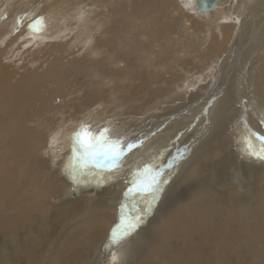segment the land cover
<instances>
[{"label": "bare ground", "instance_id": "6f19581e", "mask_svg": "<svg viewBox=\"0 0 264 264\" xmlns=\"http://www.w3.org/2000/svg\"><path fill=\"white\" fill-rule=\"evenodd\" d=\"M75 1L80 2V0ZM122 1L82 0L80 5L90 11L89 15L83 17L85 26L82 33V29L79 30L76 24H72L69 20L73 18V15L69 13L71 5L69 1L62 0L49 9L39 11L38 16L42 20L50 13L67 14V17L61 18V20L64 18L65 22H61L59 31L55 37L53 36L55 40H49L53 42L52 47L45 44L41 52H45L44 56L47 58L53 57L55 61H63L64 46L65 44L67 46L66 40L73 28L76 32L75 40L83 37L93 47L92 40L88 36V27L94 23L91 16L98 20L101 19L100 17L105 18L101 3L106 7L107 16H113V13L119 16L122 11L121 7L117 9V6ZM126 1L130 5L129 10H132V1ZM152 1L153 11L157 15L152 17V21L157 26L153 27L151 24L145 30L144 25L147 21L142 15L132 21H129L127 17L128 23L125 26L130 24L128 29L122 25L119 29L124 36L120 47L124 44L128 46L129 41H134V33L139 37L153 38L152 41L157 42V37L153 34L158 27L169 25L165 40L156 46V51H153L151 45L148 46L149 49L145 46L137 47L139 51L136 52L139 56L135 61L122 50L119 51L116 59L130 64L127 69L129 75H138L137 69L142 70L143 75H149L154 80L151 85L141 82L139 88L136 83L129 91L130 85L125 87L122 81L125 71L107 75L108 66L104 64V73L99 70L100 73H92L89 80L84 79L85 82L80 80L76 91H54L48 94L46 89L52 86H59L61 89L62 83L68 84L71 88L73 84L71 77L65 78L62 82L53 83L54 79L63 78L51 77L50 75L53 74L49 73L31 75L38 77L34 78L33 82L44 85L45 90L22 89L24 94L15 97L16 103L1 110V116L10 118L13 112L16 118L26 120L31 116L28 111L29 104L36 99L41 111L40 116L46 117L45 112L51 111L52 107L60 110L56 112L60 115L68 114L70 110L75 111L76 114L82 112L76 118L79 124L75 133L82 125L98 124V122L102 125L100 129L103 127L108 129L106 135L109 138L114 135L113 132L122 130L124 136L119 139L116 137V139L121 141L123 146L133 139L140 138V134L136 131L132 137L130 133H127L126 126L123 128L127 119L120 115L111 116V110L106 108L110 105L109 101L117 100L125 107L132 106L129 104L131 99L135 100L134 102L144 101V104H151L150 111H154L152 107L155 104L154 108L159 107L160 112H149V116L153 118L164 116L170 120L185 117L186 115L183 114L189 110L188 106L206 103L209 110L204 112V115L201 114L206 118L203 125L204 131L198 135L199 129L192 130L187 137H182V133L189 127L193 118L188 122L187 119L183 121L179 119L176 120L180 121L176 125V121L172 122L171 126L175 125V131L169 135L178 131L172 140L167 139L163 143L161 140L164 137L157 134L154 139L148 137V143L152 140L156 143H153L152 149L146 152H141L140 144L130 151H125L126 147L121 148L126 155L123 157L122 165L114 171L102 169L99 165L93 167L94 161L88 164L89 158H82L80 153L74 155L72 152L69 155L71 158L68 161L64 160L62 166L57 167L58 163L61 164L58 162L55 168H52L49 166L51 164L47 163L50 177L45 178L43 169L46 161L42 159L43 157L37 158L36 155H32L33 153L27 152L28 155L11 160L8 165L11 168L5 167L2 157L8 154L11 159L15 153H23L24 144L9 146L6 140L7 126H0V132H2L0 134V169L4 168L7 171L5 174L0 173V264H39L41 259H43L42 264L67 262L73 264L75 260L78 262L85 260L87 264H171L170 253L186 257L191 264H228L226 253L229 249L238 254L240 260L237 264H247L251 255H253L252 264H259L257 261L259 251H262L260 243L264 241L258 236L263 234H258L257 226L251 221L252 209L243 202L250 199L248 197L257 191L264 192V159L258 158L264 154V86L255 76L260 73L259 77L264 79V0H219L213 10L205 13L195 11V0H186L185 4L182 2L184 0H180L181 2L178 0L181 5L178 3L176 5V0ZM113 2L117 3L118 12ZM40 3L39 0H35L32 7L29 6L30 8L24 10L20 16L24 23L29 20L27 13L38 11L36 9L41 7ZM97 12L100 13L97 14ZM173 18L180 22L182 32L178 25L176 32L173 33V25L176 22L169 23L170 20H167ZM201 23L204 24L201 25ZM96 25L99 26L97 21ZM43 38L38 37L39 40L35 43H45L49 39L44 36ZM175 39L177 47L174 49ZM204 42L208 45L213 44L205 46ZM166 43L172 49L167 53L169 57L162 53L167 52ZM75 44L81 45L82 42L78 41ZM107 45L114 48L113 42H107ZM181 45L183 48L180 47ZM73 49L70 47V50ZM174 51L178 59L170 58ZM149 60L152 66L149 65ZM68 62L63 63L64 72H69L71 69ZM77 64L80 63H74V65ZM159 67L169 68L174 74L164 72L163 75L167 74V80L164 76L160 77V80L155 79L154 75H159L155 70ZM200 67L204 68L202 71L208 77L202 73L197 74L200 76L196 75L195 78L193 76L187 78L190 76L189 72L195 70L193 74H196ZM85 70L87 67L83 66L79 71ZM181 71L184 74L186 72L187 75L182 74ZM79 76H82L81 79L84 78L83 75ZM3 79L5 78H1L0 81ZM130 80L133 82V77ZM138 80L142 81L143 78L139 77ZM149 86L151 88L147 91ZM34 89L39 93L36 97L33 95ZM172 89L179 92L177 102L183 101L181 107L178 103L176 106L172 105L169 101L172 99L170 96L160 101L156 99L161 98L165 92L171 93ZM200 89H204V92ZM143 93L147 95L146 98L141 99L137 96ZM7 94L12 95L9 92V83H0V104L3 103V98H6ZM73 94H77L80 101L70 98ZM88 96L91 98L85 101V97ZM124 98L128 104L121 100ZM212 98L215 100L207 104V101ZM87 101L92 104H87ZM153 101H155L154 104ZM143 103L140 106H143ZM183 107L186 109H182ZM89 108L97 111L87 113ZM103 108L108 111L106 114L103 113ZM171 115L179 116L171 118ZM98 118H100L99 121ZM33 119L34 115L29 117V120ZM148 123L151 122H145L146 125ZM62 136L64 137L62 141L67 143L72 139L65 134ZM111 138L113 141V137ZM192 141L202 143L197 151L192 152ZM72 143L73 140L69 144L72 145ZM133 150L135 151L132 152ZM134 155L135 162H133ZM129 158L132 159L128 161ZM61 159L62 157L58 158V160ZM59 167L60 173L55 178H51L58 172ZM145 168L149 171L145 172ZM56 169L57 171L53 172ZM14 173H19L21 176L17 182L9 178L8 174ZM120 174L122 176L114 179ZM91 178L102 179L101 181L108 179L113 182H105L102 185L104 188L96 189L89 185ZM172 179L173 183L168 191L158 201L157 211L146 221L135 222L141 208L150 205L158 195L164 194L163 189ZM153 181H156L155 186L161 189L158 193L148 187ZM128 184L130 186L127 188ZM126 188L132 193L125 194L120 199L126 197L122 203L131 202V206L128 211H120L117 217L112 218L109 214L113 209L106 208L104 201L111 199V205H116L117 200H120L117 196H120ZM231 192H234L235 198L228 197ZM176 194L180 196L178 200H173L172 195ZM220 207L222 208L218 215H208V212ZM225 210L226 214L223 213ZM260 215L261 213L258 217H261ZM228 217L237 222H228ZM132 223H136L137 227L126 239L115 244L119 247H115V252L111 253L112 232L119 231ZM51 228L53 234L50 238L48 231ZM211 238H214V241ZM175 242H178V246ZM180 242L186 249L182 248ZM257 249L259 251H256ZM208 252L215 253L218 257L207 258L201 262L196 260L203 258Z\"/></svg>", "mask_w": 264, "mask_h": 264}, {"label": "rangeland", "instance_id": "374dc122", "mask_svg": "<svg viewBox=\"0 0 264 264\" xmlns=\"http://www.w3.org/2000/svg\"><path fill=\"white\" fill-rule=\"evenodd\" d=\"M59 1H62V0H46V2H45V0H41V1L39 0V2H41L40 3L41 7L36 9L38 11L34 10V12L27 13V17L29 20L24 23L22 21V19L20 18V16H22V13L24 12L25 9L30 8L35 4V0H0V80H1V78H5L2 81H0V83H2V84L9 83V92L12 93V95L7 94L6 98H3V103L0 104V126H2V127L7 126L8 132H6V140H7V143L9 146L15 147V146H21L22 144H24L23 153H20V152L15 153L11 159H10V157H8V154H5L6 158L5 157H2V158H3V161L5 162V167L11 168L10 166L8 167L9 162H11V160L17 159L21 156L28 155L27 152L29 154L33 153L32 155H36L37 158L43 157L42 159H45L44 161H46L45 162L46 166L43 169L45 178L47 176H49V172L47 171V166L49 164H51L49 166H51L52 168H55V166L57 165L58 162H60L61 164L59 165V163H58L57 167L62 166L65 161H68L71 158V157H69V155L72 154V150H70L72 145H70L69 143H71V141L73 140V133H75V130L78 128L77 126L79 123L76 121V118L79 114H82V112H80L79 114H76L75 111L73 112L72 110H70V111H68V114L65 113V114L60 115L59 113H56L57 111H60V110L56 109L55 107H52L51 111L45 112L48 116L47 115H46V117H44L45 115L40 116L41 111H40V108H38L39 104L36 103V99L29 104V108H28V111L30 112L31 116L34 115L33 120H29V117H31V116H29L26 120H22L21 118H16L15 113H13V112H11L10 118L9 117H3V116H1V110L6 109L8 105L16 103L14 101L15 97H17L18 95L24 94V93H22V89L27 90L29 88L32 90L33 88H35V89H38L40 91L45 90V89H43L44 85H37L33 82V79L38 78V77H34L31 75H43L45 73H49V74H53V75H50L51 77L63 78V79H59V80L54 79L52 81L53 83L54 82H62L65 78L71 77L70 80L73 83V84H71V88L73 87L72 89L70 88V86L68 84L62 83L64 88L62 87V85H61V89L59 86H52V87H49L48 89H46L47 90L46 92L47 93L48 92L51 93L54 91L66 92L67 90H68V92H73V91H76L79 83L81 82L80 80H82V82L89 80L91 78L90 75L94 72L100 73L99 70L102 73H104L103 68H105V66H104V64H105L106 66H108L107 75H113L115 72H118V71H123V70L125 71L124 72L125 76L122 78V81H123L125 87H127V85H130L128 87L129 91L133 88V86L136 83H138V87H139V83H141V82H145L147 85H151L154 80L152 78H150L149 75H143L142 70L139 71L138 69H137L138 75H136V74L135 75H129L127 69L130 66V64L128 62H125V61H117L116 59H117V56L119 55L120 50L129 54L134 61L139 56V53L136 52L138 50L137 47L142 48L143 46H145L147 49H149L148 46L151 45L153 51H156V46L161 41L165 40V37L167 36L166 33L168 32V30L170 28L169 25H164L163 27H158V30L153 34L154 36L157 37V42H153L152 41L153 38L139 37L138 34L134 33L135 34V40L129 41L128 46L126 44H124L123 47H120V44L122 42V38L124 41V36H123L122 30L119 31V29L122 28L121 25L124 28L126 27L125 25L128 23V20L126 19L127 17H129V21H132V20L138 19L140 17V15H142L144 17V20L147 21V23H145V25H144L145 30H147V27L149 25L153 24L152 17L157 16L153 11L154 10L152 7L153 1L152 0H146V1L145 0H131L132 1V6H131L132 10H129L130 5L128 4V2L126 0H123L122 3L117 6V9H119L121 7V11H122V13L119 14V16H118V14H115V13L112 14L113 16H107L106 11H105L106 7L102 6V3H101V8L103 10V14H104L105 18L100 17L101 19L98 20L92 15L91 17L94 19V23L90 24L88 27V36L92 40L93 47L91 46L90 42L87 43L83 39V37L75 40L74 34L76 32L73 31L74 30V28H73L71 30V32L68 34V38L66 40V42L68 44H67V46H66V44L64 46L65 53L63 54V57H62V58H64L63 61H58V60L55 61V60H53V57L47 58L46 56H44L45 52H41V50L44 49L45 44H47L48 46L51 45V47H52L53 42H49V40L54 39L53 36L55 37L56 33L59 31L61 22H65L64 18L62 20H61V18L67 17V14H63V13L58 12V15L56 14L57 15L56 16L54 13L53 14L50 13V15L49 14L47 15V18L43 16L44 17L43 20L40 19L38 15H39V11L44 10V9H49V8L55 6ZM67 1H69V3H71L70 8H69V13L73 15L72 16L73 18H69V20L72 24L75 23L76 27H78L79 30L82 29L81 30V33H82L83 28L85 26V22L83 20V17L85 15H89L90 11L85 10L81 6L82 0H80L79 3H78V1H75V0H67ZM181 1L179 0V2H181ZM185 1L186 0H184L182 2L185 4ZM179 2H178V0H176L175 4L177 5V3L179 4ZM50 4H52V5L50 6ZM113 4L115 5V9H116L117 3L115 4L113 2ZM46 5L49 7H47ZM179 5H181V4H179ZM13 11H15V12L13 13ZM52 11H54V10H52ZM182 11L184 12L183 9H182ZM117 12H118V10H117ZM99 13L100 12H97V14H99ZM92 14H94V13L92 12ZM59 15H61V17ZM15 17H16V19H15ZM160 17H161V15H160ZM53 18H54V20H53ZM176 18H178V17H176ZM167 20H170L169 23L176 22L173 25V27H174L173 33L176 32L178 25H179V29L181 28L180 22H178L177 19L173 18V19H167ZM96 21L99 23L98 27L96 25ZM162 21L163 20H161V22ZM23 23H24V25H23ZM202 24H204V23H201V25ZM33 25H35V27H33ZM128 26L125 29H128ZM155 26H157L156 23L153 24V27H155ZM37 29H39V30H37ZM180 32H182L181 29H180ZM173 33H171V34H173ZM28 36H30V38ZM43 36L46 39L47 38H49V39H47V41L45 43L44 42H41L40 44L35 43L36 41L38 42V40H39V39H37L38 37L43 38ZM62 40H63V38H62ZM78 41H81L82 44L81 45L75 44V42H78ZM107 42H113L114 48H112L111 46H108ZM203 44L205 46H211L213 43L208 45L204 42ZM166 46H168L167 52L164 51L162 53L166 54V56L169 57L167 53L170 52L172 49L170 48V46L167 43H166ZM70 47L74 48V49L70 50ZM176 47H177V40L175 39L174 49ZM180 47L183 48L182 45ZM147 49H146V51H147ZM47 51H48V49H47ZM173 57L178 59L175 51L170 56V58H173ZM182 57H183V54H182ZM67 60L70 62H68ZM48 62H49V65H48ZM66 62H68V64H69L68 66H71V69L69 72H64L65 67H63V63L66 64ZM75 62L80 63V64L74 65ZM149 65H151V66L153 65L152 62H150V60H149ZM83 66H86L87 70L79 71L82 69ZM202 69L204 71V68H202V67H200V69L198 68V72L196 74H193L195 70L193 72H189L188 75H190V76H187V78L189 79L192 76H193V78H195V76L197 74L201 75L203 73ZM200 70H201V72H200ZM155 71L159 75H157V76L154 75V78L158 79V80H160V77H163V76L166 80L168 79V78H166L167 74L163 75L164 72H169L170 75L174 74V73H171L169 68L162 69V67H159ZM222 72H226V71H222ZM181 73H182V71H181ZM182 74H184V72ZM259 74L255 75L258 77L257 81L262 86H264V79L262 77H259ZM78 75H83L84 78L81 79L82 76L78 77ZM184 75H187V73L185 72ZM200 75H197V76H200ZM202 75L206 76V74H204V73ZM85 76L88 78H86ZM89 76H90V78H89ZM131 77H133V82H132V80H130ZM139 77H142L143 80L139 81L138 80ZM206 77H208V76H206ZM84 79H86V80H84ZM193 80L194 79H192V81ZM131 82H132V84H130ZM188 83H189V81H188ZM188 83H187V86H188ZM76 84H77V86H76ZM240 85L243 86V84H241V83H240ZM75 86H76V88H75ZM152 87H154V86H152ZM168 87L170 88L169 84H168ZM150 88H151V86H149L147 88V91ZM156 88H157V86H156ZM35 89H34V94H33L34 97L38 96V94H39V93H37L38 91ZM200 90L202 92H204V89H200ZM170 92L171 93L165 92L161 98L157 97L156 99H158L160 101L161 99H165L166 96H170V98H172L169 100L170 102H172L171 104L176 106V103H178V104H180V107H181L183 101L177 102L179 100V98L177 97L179 92L177 90L174 91L173 89ZM50 93H48V94H50ZM76 95L73 94L70 96V98H73L74 101H80V97L76 96ZM137 96L141 99L142 98L144 99L147 97V95L144 93L137 95ZM67 98L69 99V96ZM90 98L91 97L88 96V97H85L84 100L86 101ZM174 99H175V104H174ZM115 100H116V98H115ZM121 100L124 103L128 104L126 101V98L121 99ZM214 100H215L214 98L209 99L207 101V104H210L211 101H214ZM134 101L135 100L131 99V101H130L131 103H129V104H132V106H130V107L123 106L117 100H116V102L115 101L114 102L109 101L110 105H108L106 108L111 110V113H110L111 116L114 117L115 115L116 116L120 115L123 118L127 119L123 128L126 126L127 133H130L132 135V137L135 135V132L138 131V133L140 134V138L133 139V141H131V142L129 141L130 142L129 144L135 145L133 148H136L137 145L140 144L141 145V152H146L149 149L151 150L153 143H156L154 140H152L148 143L147 142L148 137L154 139L155 136L157 134H159V135L164 137L161 140L163 143H165V141L167 139L172 140L173 137L176 136L174 134H176L178 131H176L172 135H169V134L172 131L174 132L175 131V129H174L175 125L178 124V122L183 121L184 119H187V122H188L189 120H192V118H193V121L189 124V127H187L184 130V132L181 135L182 137H187L189 134H191L192 130L198 131V129H199L200 132L198 133V135L204 131L203 125H204V121L206 118L202 117L201 114L204 115L206 113V111L209 110V106H206V103L196 104V105H193L192 107L188 106L189 110L184 112V114H183V115H186L185 117L182 116V117L176 118L179 115H177V116L174 115V117H172L173 115H171L170 116L171 118H176V119L170 120V118L169 119L164 118V116H158L155 118H153L152 116H149L150 113H152V112L153 113H155V112L159 113L160 112L159 107L158 108L156 107L157 109L154 108L155 101L152 102L154 104L152 107L154 109V111H150L151 104H146V103L144 104L143 103L144 101H137V102H134ZM64 102H66V101H64ZM141 102L144 104L143 106H140L142 104ZM86 103L92 104V102H90V101H87ZM182 109H186V107H183ZM9 111H11V109ZM92 111H97V110H93L92 108L87 109V113L92 112ZM65 112H67V110H65ZM107 112L108 111L103 108V113L106 114ZM9 114H10V112H9ZM127 116H128V118H127ZM104 118L107 119L106 116H104ZM179 119H180V121H176ZM99 120H100V118H98V121ZM146 121H150L151 123H148L146 125L145 124ZM152 121H154V122H152ZM174 121H176L175 125L171 126L173 124L172 122H174ZM86 126L88 127L89 131L93 134L97 133V132L101 133L102 130L106 129V127H103L102 129H100L102 125L99 122H98V124L89 123V124H86ZM166 130H168L167 133L165 132ZM121 131L122 130L117 131V132H113L114 135H111V137H113V141H118L116 139V137H118V139H119V138L124 136L123 132H121ZM1 133L2 132H0V134ZM63 134L67 135L68 137H72V139L69 143L62 141V140H64L63 139L64 137L62 136ZM111 137H110V139H112ZM156 141L158 142V139ZM129 144H124L123 146H121V148L126 147L125 151H127L128 150L127 145H129ZM192 144H193L192 145L193 146L192 152L197 151L202 145V143L195 142V141H192ZM27 149H28V151H27ZM135 150H133L132 152H134ZM135 155H137V154H135ZM135 155L133 156V162H135L134 161ZM57 157L58 158L62 157V159L58 160ZM131 159L132 158H129L128 161H130ZM53 160H55V161H53ZM61 161H63V162H61ZM47 163H49V164H47ZM60 169L61 168L59 167L58 172L55 175H53L51 178H55L60 173ZM223 169L224 168L222 167L221 170L223 171ZM56 171H57V169L53 172H56ZM6 172H7L6 169H4V168L0 169L1 174H5ZM132 172H133V170L131 171V173ZM8 175H10L9 178L10 179L12 178L13 182H17L21 179L20 178L21 176L19 173H14L12 175L8 174ZM120 176H122V174L115 176L114 179H118ZM17 178H19V179H17ZM101 180L102 179L91 178L89 185H91L92 187H94L96 189H100V188H104L102 185L105 182H110V181L113 182V180L108 181V179H106L104 181H101ZM133 183H135V181H133ZM172 183H173V179L169 182V185L163 189L164 190L163 192H165V193L164 194L160 193L163 196L158 195L156 200L153 201L152 203H150V205L148 204L145 208L144 207L141 208V210L137 214L138 216L136 215L137 218H136L135 222L139 221L142 223V222L146 221L147 219H149L157 211L156 206L159 204L158 203L159 199H162L164 197V195L166 194V192L168 191V188L170 187V185ZM129 186H130V184L127 185V188ZM127 188L125 191L123 190V192L120 194V196H117L118 199H120V197H124L125 194H131L132 193ZM263 194H264V192L257 191L252 196L248 197L250 199H246L243 202V204L250 206V208L252 209L253 219L251 221H252L253 225L255 224L257 226L258 234L259 235L263 234L262 236H258V237L262 238V241H264V199L262 200V197H264ZM179 196H180L179 194L172 195V198H173V200H178ZM257 196H259V197H257ZM228 197L229 198H233V197L235 198L234 192H231L228 195ZM125 199H126V197L123 199L117 200L116 205H111V202H112L111 199H108V201H104L106 208L110 207L109 209H111V208L113 209L111 211V213L109 214L112 218L117 217L119 215V213H121L120 211L126 212V210L127 211L129 210V207L131 206V202L126 203V204L122 203L123 200H125ZM124 205H126L127 207H125ZM163 206H164V203H163ZM222 207L218 208L215 211L208 212V215L209 214L218 215L220 213V209ZM144 209H146V210H144ZM256 212H258V213H256ZM223 213L226 214V210ZM259 213H261V215H260L261 217H258ZM53 218H56V216H53ZM52 221H53V219H52ZM228 222H237V221L229 218ZM52 230L53 229L51 228L48 231L50 238L53 234ZM211 240L214 241V238H211ZM175 243L178 246V242H175ZM44 244L41 245V247H40L41 249L43 248ZM260 245L262 246V251L260 252L258 249L256 250V251H259V258L257 261L259 264H264V252H263L264 242L260 243ZM115 247H119V246L112 243L110 245L111 251L110 250L109 251L111 253H114ZM229 247H231V246H229ZM182 248L186 249V247L183 244H182ZM213 254H212V252H208L207 254H205V256L203 258H200V259L195 258V259L198 262H201L207 258L210 259L211 257H218L215 253H213ZM183 257L184 256H179V255L170 253L171 264H177V263L178 264H191L190 261H188V259L186 257H184V258ZM252 257H253V255L250 256L249 260L247 261V264H252ZM238 260H240V259H238V254L236 252H231V250L229 249L226 253V263L228 262V264H231V263L237 264ZM259 260L260 261L262 260V262H260ZM41 261H43V259H41ZM41 261L39 260L38 263L42 264ZM154 263H156V262H154ZM57 264H60V263H57ZM65 264H70V263L67 262ZM73 264H87V263L85 260H83L81 262H78L77 260H75V261H73Z\"/></svg>", "mask_w": 264, "mask_h": 264}, {"label": "snow or ice", "instance_id": "6c2138e0", "mask_svg": "<svg viewBox=\"0 0 264 264\" xmlns=\"http://www.w3.org/2000/svg\"><path fill=\"white\" fill-rule=\"evenodd\" d=\"M197 10L199 11V8ZM33 27H35V25H33ZM107 132L108 129H104L99 134H93L89 131L88 127L82 125L81 128L73 134V154L80 153L82 158H89L87 160L88 164L94 161L95 163L92 164L93 167L99 165L102 169H106L110 172L118 169L122 165V160L126 152L121 149L122 142L112 141L106 135ZM134 146L133 144H129L127 145V149L130 151ZM258 158L264 159V154L260 155ZM144 171L148 172L149 169L145 168ZM73 179L75 181V175ZM156 183V181H153L148 187L158 193L161 189L155 186ZM136 227L137 224L132 223L124 226L119 231L114 230L111 234V243L118 244L122 242Z\"/></svg>", "mask_w": 264, "mask_h": 264}, {"label": "water", "instance_id": "95a60500", "mask_svg": "<svg viewBox=\"0 0 264 264\" xmlns=\"http://www.w3.org/2000/svg\"><path fill=\"white\" fill-rule=\"evenodd\" d=\"M219 0H195L197 13H205L215 8ZM199 8V11L197 10Z\"/></svg>", "mask_w": 264, "mask_h": 264}]
</instances>
